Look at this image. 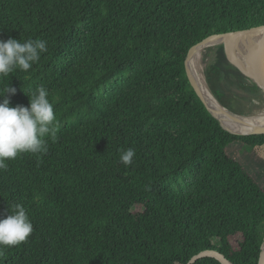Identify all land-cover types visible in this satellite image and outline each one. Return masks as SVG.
<instances>
[{"label":"trees","instance_id":"obj_1","mask_svg":"<svg viewBox=\"0 0 264 264\" xmlns=\"http://www.w3.org/2000/svg\"><path fill=\"white\" fill-rule=\"evenodd\" d=\"M263 25L264 0H0V40L47 47L28 72L0 78V91L10 84V107H28L45 87L58 128L46 153L0 169V219L20 204L33 225L26 242L0 248V264H188L206 250L259 264L264 187L228 150L261 148L264 134L225 130L186 61L212 36ZM223 47L204 49L207 85L249 117L264 91ZM238 55L255 71L252 43Z\"/></svg>","mask_w":264,"mask_h":264},{"label":"clouds","instance_id":"obj_2","mask_svg":"<svg viewBox=\"0 0 264 264\" xmlns=\"http://www.w3.org/2000/svg\"><path fill=\"white\" fill-rule=\"evenodd\" d=\"M47 52L46 42L28 39L23 43L9 38L0 40V78L9 77L19 69L28 72ZM16 89L8 84L0 91V169H6V161L16 159L20 154H43L48 151L45 137L55 138L58 131L54 104L45 87L32 91L29 106L10 107L7 98L15 95ZM136 156L134 148L120 153V163L131 166ZM33 232V225L20 204L8 207L6 218L0 219V248L18 246L26 242Z\"/></svg>","mask_w":264,"mask_h":264},{"label":"bare ground","instance_id":"obj_3","mask_svg":"<svg viewBox=\"0 0 264 264\" xmlns=\"http://www.w3.org/2000/svg\"><path fill=\"white\" fill-rule=\"evenodd\" d=\"M262 37L263 34L261 32H258L256 34L251 35H235L228 40L216 37L210 39L208 43L211 45L219 44L221 42L225 43L232 61L236 65L244 67L254 78L257 79L258 51ZM242 43H252L255 47V71L248 69L243 65V63L236 60L235 58L236 50ZM204 49L205 47L199 46L191 51L187 62V68L194 86L208 105L209 109L221 120L225 127L229 128L233 132L246 135L264 133V112L258 115L246 117V119L241 120V118L232 115L226 109H224V107L213 96L212 92L210 91L207 85L206 78L204 75Z\"/></svg>","mask_w":264,"mask_h":264},{"label":"water","instance_id":"obj_4","mask_svg":"<svg viewBox=\"0 0 264 264\" xmlns=\"http://www.w3.org/2000/svg\"><path fill=\"white\" fill-rule=\"evenodd\" d=\"M258 32H261L263 34V37H262V40H261V44H260V47H259V51H258V64H257V79L254 78L244 67L240 66V65H236L230 55H229V52L227 50V46L225 43L221 42L219 44H223L224 45V48H225V52H226V55H227V58L228 60L230 61V63L235 66L239 72L244 76L246 77L248 80L254 82L255 84H257L263 91H264V25L263 26H260V27H257V28H252V29H249V30H242V31H237V32H231V33H226V34H223V35H218V36H212L206 40H204L203 42H201L198 46L196 47H199V46H202V47H205V48H208V47H211V46H215V45H219V44H209V40L212 39V38H216V37H220L224 40H228L230 39L232 36H235V35H251V34H256ZM195 47V48H196ZM191 54V52H190ZM189 54V56H190ZM234 54V53H233ZM235 55V54H234ZM189 56L187 58V61H186V65H187V62H188V59H189ZM187 72H188V76L190 78V81H191V84L192 86L194 87L195 91L197 92V94L199 95V97L201 98V100L203 101V103L205 104L206 108L208 109V111L220 122L221 126L229 131L230 133L232 134H235V135H242V136H247L246 134H239V133H236V132H233L232 130H230L229 128L225 127L224 124L221 122V120L209 109L208 105L206 104V102L204 101V99L201 97L200 93L198 92V90L196 89V87L194 86L192 80H191V77H190V74H189V71H188V68H187ZM225 109V108H224ZM228 111V110H227ZM229 112V111H228ZM230 113V112H229ZM232 114V113H231ZM234 115V114H232ZM236 117H239L241 118V120L243 119H246V117H242V116H238V115H234ZM245 122V121H244ZM256 135H259V134H264V133H255ZM250 135H254V134H250ZM207 257H212V258H215L217 259L219 262H221L222 264H233L231 261H229L226 256H224L222 253L218 252V251H215V250H206V251H203L201 252L200 254L194 256L189 262L188 264H196L200 259H203V258H207ZM259 264H264V245L262 247V253H261V256H260V261H259Z\"/></svg>","mask_w":264,"mask_h":264},{"label":"rangeland","instance_id":"obj_5","mask_svg":"<svg viewBox=\"0 0 264 264\" xmlns=\"http://www.w3.org/2000/svg\"><path fill=\"white\" fill-rule=\"evenodd\" d=\"M245 45L242 43L236 50V60L241 61L238 50L241 46ZM204 66V65H203ZM264 112V107L262 110L257 109L251 116L258 115ZM229 154L235 159L241 161L249 171L254 175L262 187H264V146L257 148L254 151L244 148L240 144H234L229 148Z\"/></svg>","mask_w":264,"mask_h":264}]
</instances>
